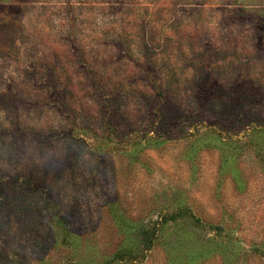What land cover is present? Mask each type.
<instances>
[{
	"label": "rangeland",
	"instance_id": "rangeland-1",
	"mask_svg": "<svg viewBox=\"0 0 264 264\" xmlns=\"http://www.w3.org/2000/svg\"><path fill=\"white\" fill-rule=\"evenodd\" d=\"M0 264H264V0H0Z\"/></svg>",
	"mask_w": 264,
	"mask_h": 264
},
{
	"label": "trees",
	"instance_id": "trees-1",
	"mask_svg": "<svg viewBox=\"0 0 264 264\" xmlns=\"http://www.w3.org/2000/svg\"><path fill=\"white\" fill-rule=\"evenodd\" d=\"M127 9V8H126ZM122 38H123V40H125V41H127L126 42V46H128L129 47V49H131V46L132 45H130V42H131V40H129L130 38H128V36H122ZM121 38V39H122ZM127 48V47H126Z\"/></svg>",
	"mask_w": 264,
	"mask_h": 264
}]
</instances>
